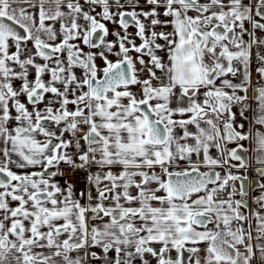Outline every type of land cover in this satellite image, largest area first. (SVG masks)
Returning <instances> with one entry per match:
<instances>
[{
  "label": "snow or ice",
  "instance_id": "6c2138e0",
  "mask_svg": "<svg viewBox=\"0 0 264 264\" xmlns=\"http://www.w3.org/2000/svg\"><path fill=\"white\" fill-rule=\"evenodd\" d=\"M0 264H264V0H0Z\"/></svg>",
  "mask_w": 264,
  "mask_h": 264
}]
</instances>
